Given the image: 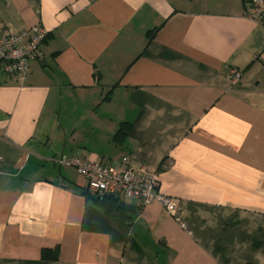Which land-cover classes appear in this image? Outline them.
I'll list each match as a JSON object with an SVG mask.
<instances>
[{
	"label": "crops",
	"instance_id": "crops-1",
	"mask_svg": "<svg viewBox=\"0 0 264 264\" xmlns=\"http://www.w3.org/2000/svg\"><path fill=\"white\" fill-rule=\"evenodd\" d=\"M36 24L26 79L0 66V264H264V25L246 0H0V38ZM75 156L156 172L177 216L106 213L57 163Z\"/></svg>",
	"mask_w": 264,
	"mask_h": 264
},
{
	"label": "built area",
	"instance_id": "built-area-1",
	"mask_svg": "<svg viewBox=\"0 0 264 264\" xmlns=\"http://www.w3.org/2000/svg\"><path fill=\"white\" fill-rule=\"evenodd\" d=\"M247 14L264 25V0H246ZM48 37V31L41 25L13 35L0 38V66L14 79L24 81L32 62L42 57V45ZM242 78V71L234 69L229 74V81L237 84ZM60 166H70L85 178L87 191L92 196H114L125 201H134L140 208L154 202H160L167 212L177 216L175 200L159 192V178L156 172L136 169L131 158H125L118 166L101 161H91L81 156L71 160L60 158Z\"/></svg>",
	"mask_w": 264,
	"mask_h": 264
},
{
	"label": "trees",
	"instance_id": "trees-1",
	"mask_svg": "<svg viewBox=\"0 0 264 264\" xmlns=\"http://www.w3.org/2000/svg\"><path fill=\"white\" fill-rule=\"evenodd\" d=\"M157 29L151 30L148 33L149 42H151L154 38V35L156 33ZM110 95H107L106 99H109ZM132 124L129 122H123L119 129L116 132L115 139L119 142H122L125 139L126 134L131 129ZM84 194L88 197L93 199L96 204L101 207L106 213H112L115 212L119 214L122 218L129 220L132 217V213L135 212V207L131 205H126V203L119 199L118 197L114 196H105V197H97L92 196L88 193L87 189L85 190ZM139 207V206H138ZM140 208V207H139ZM53 253V252H52ZM51 254V253H50ZM57 250L52 255L48 256V250H43V258L44 259H51L55 260L57 259Z\"/></svg>",
	"mask_w": 264,
	"mask_h": 264
}]
</instances>
